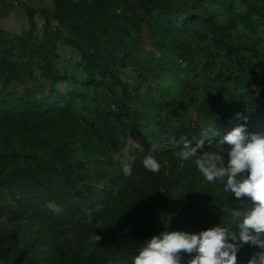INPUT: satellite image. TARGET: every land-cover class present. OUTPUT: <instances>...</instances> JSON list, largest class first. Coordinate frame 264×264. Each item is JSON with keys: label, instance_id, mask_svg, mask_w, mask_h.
I'll use <instances>...</instances> for the list:
<instances>
[{"label": "rangeland", "instance_id": "374dc122", "mask_svg": "<svg viewBox=\"0 0 264 264\" xmlns=\"http://www.w3.org/2000/svg\"><path fill=\"white\" fill-rule=\"evenodd\" d=\"M44 95L34 107L54 106L57 124L0 134V264H134L165 232H238L229 210L250 198L177 153L203 139L227 166L236 126L264 137V0H0V108ZM261 251L244 245L237 264Z\"/></svg>", "mask_w": 264, "mask_h": 264}, {"label": "clouds", "instance_id": "9594fccd", "mask_svg": "<svg viewBox=\"0 0 264 264\" xmlns=\"http://www.w3.org/2000/svg\"><path fill=\"white\" fill-rule=\"evenodd\" d=\"M236 118L247 120L242 113H237ZM224 143L231 146L227 150V166L220 155L223 149L205 151L203 139L198 140L195 146L183 139L182 149L177 154L185 161L195 158L197 170L206 181L224 182V192L233 193L237 199L250 198L252 206L246 211L239 208L229 210L239 231L217 225L199 234L165 232L144 243L134 258V264H181L182 251L197 253L189 264H237V252L244 245L264 249V137L251 134L249 138L245 125L241 124L223 137L221 144ZM200 152L202 154H198ZM142 166L153 173L159 172L161 167L151 151L143 157ZM122 171L125 178L133 175L131 165H124ZM245 172L249 173L246 178L241 175ZM44 206L57 214L62 211L53 202H46ZM100 207L97 205L94 211H99ZM93 220L89 212L87 223L93 224ZM95 227L102 228L98 221ZM92 239L97 243L101 237L93 233ZM248 264H264V251L253 255Z\"/></svg>", "mask_w": 264, "mask_h": 264}, {"label": "trees", "instance_id": "16d2710c", "mask_svg": "<svg viewBox=\"0 0 264 264\" xmlns=\"http://www.w3.org/2000/svg\"><path fill=\"white\" fill-rule=\"evenodd\" d=\"M41 47H38V50ZM37 50V51H38ZM5 63H7L9 66H13V64L9 61H5ZM18 77V76H15ZM45 80H47L49 82V91L50 93H57L58 90L55 89V84L53 83V81H51V79L48 78V76H44L43 77ZM52 91V92H51ZM49 96V95H48ZM47 95L42 96L40 99L36 98L33 100H22L20 99V103L17 104L18 110H16L15 112H12L10 115H8V113H5L2 108H0V134L3 133L4 134V128L6 125H13L18 123L19 121L22 122V124H29L30 122L34 121V122H40L41 126L39 128V132L41 133H37V134H43L46 126H50L51 124H53L55 122V124L58 123L59 119L57 120V116L55 117L54 114V106L50 107V108H44V109H35L34 106L39 105L41 102V100L45 99L48 97ZM25 103V105H22L23 103ZM22 103V104H21ZM69 117V115H66V118ZM221 119L223 118V116L220 117ZM69 119V118H68ZM75 126L77 127H82L83 124H79L77 121H74ZM73 125V124H72ZM70 126V124H69ZM28 130L31 131V128H29V125L27 126ZM216 127H220L219 124L214 123L210 126H208L206 129L210 130V129H214ZM224 127V126H221ZM246 133L250 136L249 134V129L246 128ZM34 133V135H37ZM5 138V135L3 136ZM32 142L35 144H39V137H33Z\"/></svg>", "mask_w": 264, "mask_h": 264}]
</instances>
